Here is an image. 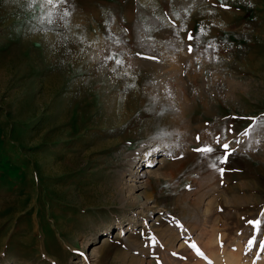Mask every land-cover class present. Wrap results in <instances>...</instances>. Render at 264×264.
<instances>
[{
    "label": "rangeland",
    "instance_id": "374dc122",
    "mask_svg": "<svg viewBox=\"0 0 264 264\" xmlns=\"http://www.w3.org/2000/svg\"><path fill=\"white\" fill-rule=\"evenodd\" d=\"M224 3L0 0V264H264V0Z\"/></svg>",
    "mask_w": 264,
    "mask_h": 264
},
{
    "label": "snow or ice",
    "instance_id": "6c2138e0",
    "mask_svg": "<svg viewBox=\"0 0 264 264\" xmlns=\"http://www.w3.org/2000/svg\"><path fill=\"white\" fill-rule=\"evenodd\" d=\"M45 3H47L49 5H52L53 8H55L60 3H67V0H45ZM220 6L225 8V10H228V6L224 3V0H220ZM67 14H68L67 11L63 12L64 16H66ZM51 16H52V11L50 10L49 13H48V23L49 24L52 23ZM202 32H203V27L201 26L198 29V31H197V33L195 35H193L192 32L188 33L187 39L190 42L188 44V52H189V54H191L192 51H193V46H192L191 41L196 39L197 36H199ZM208 47L215 49L214 42L209 41ZM148 58L151 59L152 57H148ZM108 59H115V57L114 56H110V57H108ZM116 63L120 64L121 61L117 59ZM247 119H251L253 121V123H255V120H256V118H247ZM252 126L253 125H249L248 128H246L244 131H242L240 133H237L236 135L237 136H246V135H248L249 132L251 131ZM223 131H224V133H227V134H233L234 133V127L232 125H229ZM196 139H197V142L199 143L200 137L197 136ZM224 139L227 140V135L224 136ZM239 142H240L239 139H237L235 141V143H239ZM215 143L218 146V148H214L211 144H203L201 147L193 149V151H196L198 153H204V154H207V155H211V154L219 151L220 153H222V155L216 156L215 159L218 162H220V163L226 164L227 160H228V157L235 151V149H231L230 148V144H231L230 141L221 143V136H216L215 137ZM180 158H182V157H180ZM213 167H215V165H213ZM219 171H220L221 176H223V174L226 171V169L220 168ZM262 215H264V213H262ZM248 223L251 224L254 228H257L259 226V224H260V221L259 220L249 221ZM255 244H256V235L254 234L249 239L248 246H249V248H251V247H254ZM221 248H223V243H221ZM233 250H235V249H233ZM261 250H264V242L261 243Z\"/></svg>",
    "mask_w": 264,
    "mask_h": 264
},
{
    "label": "bare ground",
    "instance_id": "6f19581e",
    "mask_svg": "<svg viewBox=\"0 0 264 264\" xmlns=\"http://www.w3.org/2000/svg\"><path fill=\"white\" fill-rule=\"evenodd\" d=\"M165 159H161L160 161H158L157 163H162L163 161H164ZM152 174H154V171L152 170V169H150V168H148V169H146V171L145 172H143L142 173V175H139L140 176V180L142 181L141 182V184L143 183H145L144 181L145 180H142V179H144V178H148V177H150ZM146 184V183H145ZM134 187V186H133ZM138 187H141V186H136V188H138ZM174 237V236H173ZM106 242H107V240H106ZM105 240H104V242H103V244L101 245V246H98V247H96L95 249H94V251H93V255L94 254H99L100 253V251H101V247H103L104 245H105ZM213 244V243H212ZM212 244H211V246H212ZM215 247V246H214ZM216 248V247H215ZM217 249H214L213 250V252H211V254H213L212 255V257L214 256V258H213V260H215V261H217L218 263L220 262V263H222L223 264V262L224 263H231V264H242L241 263V260H240V258L238 257V256H236V254L235 253H232V252H229L228 253V255H227V257L225 258V260H223L222 258L224 257V256H221V255H217ZM235 254V255H234ZM223 261V262H222Z\"/></svg>",
    "mask_w": 264,
    "mask_h": 264
}]
</instances>
